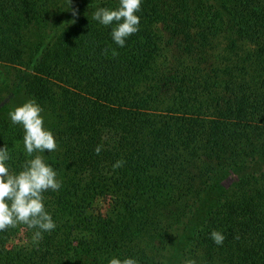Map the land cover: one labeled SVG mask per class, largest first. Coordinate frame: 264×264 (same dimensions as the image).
Listing matches in <instances>:
<instances>
[{
	"label": "trees",
	"instance_id": "trees-1",
	"mask_svg": "<svg viewBox=\"0 0 264 264\" xmlns=\"http://www.w3.org/2000/svg\"><path fill=\"white\" fill-rule=\"evenodd\" d=\"M117 6L0 0V146L11 170L25 155L8 103L34 99L72 165L71 183L45 192V206L53 216L70 203L69 228L95 252L264 264V0H143L124 47L91 18ZM104 198L108 208L96 209ZM32 247L29 264H75L46 233ZM20 256L0 238V264Z\"/></svg>",
	"mask_w": 264,
	"mask_h": 264
},
{
	"label": "clouds",
	"instance_id": "clouds-1",
	"mask_svg": "<svg viewBox=\"0 0 264 264\" xmlns=\"http://www.w3.org/2000/svg\"><path fill=\"white\" fill-rule=\"evenodd\" d=\"M143 0H118V6L110 9L97 7L91 14L93 21L110 27V37L117 47H124L126 40L139 31L140 17L137 13ZM115 54V50H113ZM44 109L34 100L28 99L13 107L8 118L13 126L23 130L24 163L18 171H12L9 161L13 158L8 149L0 146V230L18 224L33 230L32 241L36 243L56 228L52 214L45 206L44 193L58 191L62 182L53 167L45 162V152L52 153L57 143L52 131L44 126ZM100 146L94 151L99 154ZM117 161L114 167H119ZM212 242L220 246L225 236L219 230L209 233ZM107 264H139L134 257L110 256ZM183 264H196L188 257Z\"/></svg>",
	"mask_w": 264,
	"mask_h": 264
},
{
	"label": "rangeland",
	"instance_id": "rangeland-1",
	"mask_svg": "<svg viewBox=\"0 0 264 264\" xmlns=\"http://www.w3.org/2000/svg\"><path fill=\"white\" fill-rule=\"evenodd\" d=\"M5 71L6 69L0 66V79L4 77ZM21 101H23V97H21ZM8 106L10 108L9 110H11L13 107L18 105H11V103H8ZM0 114L3 117H7L3 113ZM47 123L49 122L45 118L44 126L46 128L48 125ZM22 137L21 139L17 138L14 140L15 142L13 143V147L15 146L16 149L22 150L24 152ZM45 155V162L50 164L56 171L57 178L61 180L62 185H69V183H71L72 181V165L63 162V158L59 157V152H57V149L52 153H45ZM230 182L231 178H226L222 181V185L225 187L229 186L231 184ZM69 205H63L58 211L53 214L52 217L56 223V228L51 232L46 233V235L55 242H57V244L68 253L71 261L75 264H92L93 258H95V261H97V263L102 262L103 264H107L108 257L120 256L115 252L111 251L110 249L99 250L95 252L93 249L90 248L91 242H93L92 238H87L83 240L80 234H78L75 230H71V228H69L70 222L68 220L70 213ZM95 208L99 210H104L108 208L107 199L104 198L97 201L95 203ZM32 232L33 231H27L21 228L19 225L15 227H9L0 231V238L6 241V245L12 246L13 250L14 248L16 249V251L19 250V252L21 253L20 257H24L18 258L16 264H23V260L27 257H29V260L25 264H29L32 259L34 261L37 258L36 253L34 252V248L32 247ZM44 235L45 233L43 234V236ZM121 251H118L119 254L121 253ZM26 254H28V256H26Z\"/></svg>",
	"mask_w": 264,
	"mask_h": 264
}]
</instances>
